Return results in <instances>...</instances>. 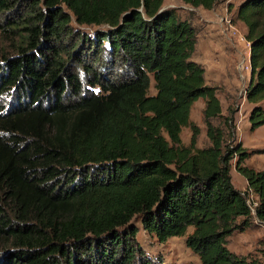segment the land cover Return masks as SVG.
I'll return each mask as SVG.
<instances>
[{
    "label": "trees",
    "instance_id": "16d2710c",
    "mask_svg": "<svg viewBox=\"0 0 264 264\" xmlns=\"http://www.w3.org/2000/svg\"><path fill=\"white\" fill-rule=\"evenodd\" d=\"M181 1L212 10L228 0ZM163 3L0 0V31L26 35L0 65V97L20 92L16 109L0 106V264H165L144 255L137 223L161 244L185 237L200 264H264L228 249L264 224V170L245 165L236 110L222 114L192 61L195 28ZM236 19L253 131L264 125V0H241ZM200 98L202 148L190 120ZM233 160L245 192L232 184Z\"/></svg>",
    "mask_w": 264,
    "mask_h": 264
},
{
    "label": "rangeland",
    "instance_id": "374dc122",
    "mask_svg": "<svg viewBox=\"0 0 264 264\" xmlns=\"http://www.w3.org/2000/svg\"><path fill=\"white\" fill-rule=\"evenodd\" d=\"M241 0H228L214 7L212 10L193 8L181 0H164V8L177 11L181 19L188 20L197 33V43L192 61L200 64L205 71V80L208 85L215 87L217 98L221 105L222 114L227 116L228 108L235 109L233 124L235 127V143L240 142L242 147L252 155L245 161V165L255 171L264 170V154L258 150L264 148V125L251 130L248 117L252 105L247 103L245 91L249 84V44L244 35L246 28L236 19V11ZM22 13V10L19 12ZM19 20V14L10 15ZM79 31H91L86 27L73 24ZM26 36L23 32L0 31V65L5 58L17 56L19 48L25 45ZM65 59L68 60L67 56ZM2 66V65H1ZM151 94L155 93L151 87ZM19 90L0 97V106L10 104L17 108L16 98ZM9 101L11 103H9ZM205 100L200 98L192 107L190 120L200 131L197 146L202 148L209 144L206 137V127L203 121ZM6 109V107H5ZM218 121H214L218 125ZM191 130L183 128L181 139L188 144ZM231 179L235 189L245 192L247 182L235 169V160L232 161ZM252 206L256 202L250 197ZM139 232L136 242L144 251V255L152 259L162 258L165 264H200L197 254L185 245V237H172L161 244L156 237L146 233L140 223H137ZM191 233V229L188 231ZM228 249L236 255H252L264 262V224L256 221L253 227L243 233L234 234L229 242Z\"/></svg>",
    "mask_w": 264,
    "mask_h": 264
}]
</instances>
